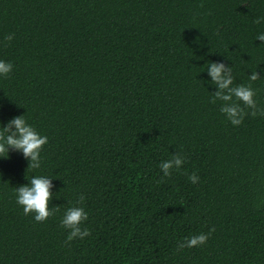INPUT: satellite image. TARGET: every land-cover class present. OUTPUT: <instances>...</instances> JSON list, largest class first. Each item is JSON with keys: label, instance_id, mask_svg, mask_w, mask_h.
I'll return each mask as SVG.
<instances>
[{"label": "trees", "instance_id": "1", "mask_svg": "<svg viewBox=\"0 0 264 264\" xmlns=\"http://www.w3.org/2000/svg\"><path fill=\"white\" fill-rule=\"evenodd\" d=\"M257 17L264 0H0L13 64L0 122L25 115L48 137L39 169L17 150L0 158V264H264V115L242 105L233 126L206 70L224 63L264 108ZM33 175L52 180L45 221L16 202ZM80 195L91 234L68 242L60 221Z\"/></svg>", "mask_w": 264, "mask_h": 264}, {"label": "clouds", "instance_id": "2", "mask_svg": "<svg viewBox=\"0 0 264 264\" xmlns=\"http://www.w3.org/2000/svg\"><path fill=\"white\" fill-rule=\"evenodd\" d=\"M257 24L264 23V17H257ZM12 34L5 37L11 40ZM256 40L264 42V31L256 34ZM217 91L215 92L213 102L219 100L220 112L230 121L233 126L242 124L247 114L244 107L252 109L251 115H264V108H259L256 100V91L251 84L234 85L232 69L222 62H210L206 68ZM13 71V64L10 61L0 59V77H5ZM260 78L258 71H252L248 77L249 81H256ZM48 143V137L39 133L33 125L29 124L25 115L13 117L6 124L0 122V158H8L10 151L17 150L22 152L23 156L29 159L28 169H39L41 167V151ZM185 163V157L181 153L172 155L169 159L162 160L158 167L163 173L161 179L170 177L173 171H178ZM193 183H197L200 177L196 173L188 176ZM52 180L48 175H33L30 183L17 187L15 189L16 202L23 207L25 215L34 213L36 221H45L49 216L55 213L56 208L49 207V201L52 199ZM83 195H80L76 205L65 209L60 221L63 228L68 229L67 241L74 239H84L91 233L88 228H82L81 225L88 219V212L82 205ZM201 232L197 235L186 237L178 243V250L183 248H193L202 246L212 231Z\"/></svg>", "mask_w": 264, "mask_h": 264}]
</instances>
